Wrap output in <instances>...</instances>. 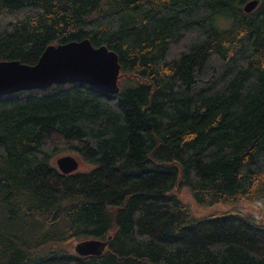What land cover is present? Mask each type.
Here are the masks:
<instances>
[{"label":"trees","instance_id":"trees-1","mask_svg":"<svg viewBox=\"0 0 264 264\" xmlns=\"http://www.w3.org/2000/svg\"><path fill=\"white\" fill-rule=\"evenodd\" d=\"M249 1L0 0V61L89 39L121 65L118 93L0 97V264H264V0ZM61 151L91 167L63 174ZM181 188L227 208L197 215ZM92 238L102 254L67 249Z\"/></svg>","mask_w":264,"mask_h":264},{"label":"water","instance_id":"water-1","mask_svg":"<svg viewBox=\"0 0 264 264\" xmlns=\"http://www.w3.org/2000/svg\"><path fill=\"white\" fill-rule=\"evenodd\" d=\"M258 0H250L245 12L253 11ZM121 65L118 54L106 45L95 47L89 39L49 45L38 62L24 64L18 60L0 61V97L21 91L48 88L54 83H85L106 93L120 90L118 79ZM63 174L79 169V160L65 155L57 161ZM107 240L85 239L78 242L75 251L79 256L100 255Z\"/></svg>","mask_w":264,"mask_h":264},{"label":"rangeland","instance_id":"rangeland-1","mask_svg":"<svg viewBox=\"0 0 264 264\" xmlns=\"http://www.w3.org/2000/svg\"><path fill=\"white\" fill-rule=\"evenodd\" d=\"M65 155L75 156L80 162L79 169H81V170H88L91 167V164L83 161V159L78 154H76V152H74V151H61V152L55 153L52 157V163L58 167V165H57L58 159L65 156ZM178 195H179V198L183 202H185L189 206V208L197 215L208 214V213H212L216 210H224L227 208V206H225L224 204H217V205L208 206V207H200L196 204L194 198L191 196V194L187 188H181L178 191ZM240 208H242L243 210L248 211V212H256L252 207H250L245 202H243L240 205ZM82 240H85V239L75 240L72 243H70L67 246L68 251L73 253V254H77L75 251V246L78 242H81Z\"/></svg>","mask_w":264,"mask_h":264}]
</instances>
